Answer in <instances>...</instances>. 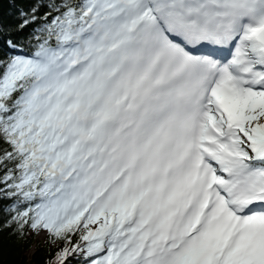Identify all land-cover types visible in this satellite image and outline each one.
Segmentation results:
<instances>
[{
  "label": "snow or ice",
  "instance_id": "1",
  "mask_svg": "<svg viewBox=\"0 0 264 264\" xmlns=\"http://www.w3.org/2000/svg\"><path fill=\"white\" fill-rule=\"evenodd\" d=\"M0 215L49 264H264V0L0 13Z\"/></svg>",
  "mask_w": 264,
  "mask_h": 264
},
{
  "label": "trees",
  "instance_id": "2",
  "mask_svg": "<svg viewBox=\"0 0 264 264\" xmlns=\"http://www.w3.org/2000/svg\"><path fill=\"white\" fill-rule=\"evenodd\" d=\"M33 0H0V13L5 18L14 16L17 10L28 9ZM4 217L0 215V224ZM29 251H31L29 253ZM56 246L47 242V233L38 239L36 233L27 231L23 239L0 228V264H49Z\"/></svg>",
  "mask_w": 264,
  "mask_h": 264
},
{
  "label": "rangeland",
  "instance_id": "3",
  "mask_svg": "<svg viewBox=\"0 0 264 264\" xmlns=\"http://www.w3.org/2000/svg\"><path fill=\"white\" fill-rule=\"evenodd\" d=\"M36 235H37L38 239H42L44 237V235H45V231H40L38 234L36 233ZM30 252L31 251H29V253Z\"/></svg>",
  "mask_w": 264,
  "mask_h": 264
}]
</instances>
